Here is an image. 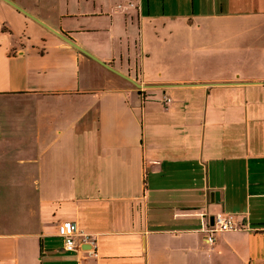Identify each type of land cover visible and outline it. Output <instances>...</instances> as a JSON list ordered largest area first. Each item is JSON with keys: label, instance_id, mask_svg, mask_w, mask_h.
<instances>
[{"label": "crops", "instance_id": "crops-1", "mask_svg": "<svg viewBox=\"0 0 264 264\" xmlns=\"http://www.w3.org/2000/svg\"><path fill=\"white\" fill-rule=\"evenodd\" d=\"M0 264H264V0H0Z\"/></svg>", "mask_w": 264, "mask_h": 264}, {"label": "built area", "instance_id": "built-area-1", "mask_svg": "<svg viewBox=\"0 0 264 264\" xmlns=\"http://www.w3.org/2000/svg\"><path fill=\"white\" fill-rule=\"evenodd\" d=\"M167 101L169 99H166ZM241 226L236 221L234 214L230 213H216L213 215L212 224L204 227L205 240L212 245L216 241V233L237 230ZM57 235L62 237L63 246L66 250H74L77 247L76 238L79 237L81 241L89 240V235H85L80 231L77 224L73 221H66L57 226Z\"/></svg>", "mask_w": 264, "mask_h": 264}, {"label": "water", "instance_id": "water-1", "mask_svg": "<svg viewBox=\"0 0 264 264\" xmlns=\"http://www.w3.org/2000/svg\"><path fill=\"white\" fill-rule=\"evenodd\" d=\"M57 34L64 39L67 43L71 44L72 46L76 47L78 50H80L81 52H83L84 54L88 55L89 57L93 58L94 60H96L97 62L101 63L102 65L112 69L110 66H108L107 64H105L104 62L100 61L99 59H97L95 56H93L92 54H90L89 52H87L86 50H84L83 48H81L80 46H78L76 43H74L70 38H68L67 36H65L62 33L57 32ZM113 71H115L114 69H112ZM116 73L122 75L123 77H125L127 80H129L130 82H132L135 85H138V83L136 81H134L133 79H131L130 77L123 75L121 73H119L118 71H115Z\"/></svg>", "mask_w": 264, "mask_h": 264}]
</instances>
